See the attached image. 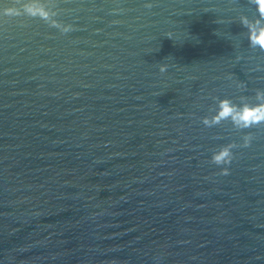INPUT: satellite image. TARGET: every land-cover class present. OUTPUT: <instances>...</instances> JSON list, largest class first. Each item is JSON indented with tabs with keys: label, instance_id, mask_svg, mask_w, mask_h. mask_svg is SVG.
I'll use <instances>...</instances> for the list:
<instances>
[{
	"label": "water",
	"instance_id": "obj_1",
	"mask_svg": "<svg viewBox=\"0 0 264 264\" xmlns=\"http://www.w3.org/2000/svg\"><path fill=\"white\" fill-rule=\"evenodd\" d=\"M54 3L67 34L0 16V264H264V125L200 123L264 89L254 8ZM249 133L220 175L212 150Z\"/></svg>",
	"mask_w": 264,
	"mask_h": 264
},
{
	"label": "clouds",
	"instance_id": "obj_2",
	"mask_svg": "<svg viewBox=\"0 0 264 264\" xmlns=\"http://www.w3.org/2000/svg\"><path fill=\"white\" fill-rule=\"evenodd\" d=\"M248 5L252 6L255 11L254 17L245 14L238 16V23L246 30V39L249 48L264 53V0H247ZM18 5V6H17ZM146 8L152 5L145 4ZM54 0H15L13 6H7L0 10V16L5 18L28 17L39 19L51 28L57 29L62 35L72 31L71 25H66L56 19L58 12L55 10ZM172 39V34H167ZM239 59V57H237ZM168 65L161 64L159 72L161 74L167 71ZM231 79V76L227 77ZM237 89H243L244 85L236 84ZM216 100V98H213ZM227 121L232 128L237 131L256 128L264 125V89H256L252 97L240 96L238 102L230 99H221L216 103L215 114L201 119L200 123L211 128ZM254 137L249 133L241 137L242 143H228L221 145L217 149L212 150V155L208 161L221 168L220 175H228V167L235 159L233 150L237 148H248Z\"/></svg>",
	"mask_w": 264,
	"mask_h": 264
}]
</instances>
